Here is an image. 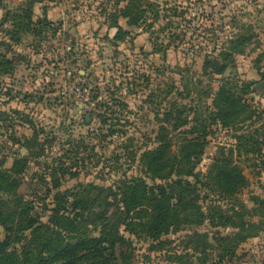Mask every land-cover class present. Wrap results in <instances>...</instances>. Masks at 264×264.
<instances>
[{"label":"rangeland","instance_id":"1","mask_svg":"<svg viewBox=\"0 0 264 264\" xmlns=\"http://www.w3.org/2000/svg\"><path fill=\"white\" fill-rule=\"evenodd\" d=\"M129 1L0 0V169L28 159L17 192L33 200L29 215L46 222L53 178L63 190L144 176L139 153L157 144L161 127L175 150L204 125L197 178L203 182L213 158L231 148L248 183L236 200L200 187L201 222L170 227L158 240L121 226L122 252L128 264H264V88L252 89L264 73V0H136L145 8L137 25L120 14ZM114 21L129 30L123 40L112 39ZM224 51L232 59L223 74L202 70L205 57ZM220 85L253 113L228 126L210 122ZM34 134L36 145L22 146ZM63 165L76 175L61 177ZM233 210L258 227L230 241L234 255L218 261L214 237L234 236L236 228L222 223Z\"/></svg>","mask_w":264,"mask_h":264},{"label":"trees","instance_id":"2","mask_svg":"<svg viewBox=\"0 0 264 264\" xmlns=\"http://www.w3.org/2000/svg\"><path fill=\"white\" fill-rule=\"evenodd\" d=\"M144 11L140 1L134 0L121 8L120 14L126 17L129 25H137ZM111 26L116 28L113 40H123L128 36L129 30L118 22L114 21ZM231 59V52L226 51L221 52V58L207 56L202 62V70L223 74L228 68L227 61ZM262 77L264 80V73ZM212 106L213 110L208 116L210 122L222 126L230 125L242 113L248 112L250 115L254 111L224 85H220L215 92ZM102 116L104 123L108 118ZM194 131L200 134L185 138L173 150L171 137L161 127L156 137L157 144L139 153L138 160L144 176H126L117 180L116 185L88 182L80 183L78 189L63 190H59L60 177L53 178V186L57 190L53 194L54 207L46 222L40 220L38 214L29 215L34 208L33 200L24 201L17 192L20 182L18 175L28 159L14 160L9 168L0 169V224L5 230L4 238L0 240V264H128L130 256L122 252L126 239L120 231L121 226L132 234H145L158 240L170 227L177 229L184 222H201L204 214L198 202L200 187L219 198L236 200V194L248 180L231 159L232 149L229 148L228 154L213 158L202 182L197 178L196 165L207 132L204 125L201 129L193 127L190 130L191 133ZM35 138L36 134L33 138H26L22 146H35ZM70 167L73 166H59V175L75 176L76 172ZM145 176L152 183H148ZM46 193H49V189ZM222 223L232 224L236 230L233 237H214L218 242L217 250H220L218 261L225 255H234L236 245H229L230 241H243L252 235L250 231L258 227L245 221L235 210L225 215ZM28 229L29 233H26ZM191 236L198 237L200 234L193 232ZM198 240L194 239V250L199 245ZM19 242L22 245L20 249L16 247ZM205 247L208 249V244ZM189 254L186 252L184 256ZM180 257L177 261L186 263L185 257Z\"/></svg>","mask_w":264,"mask_h":264},{"label":"water","instance_id":"3","mask_svg":"<svg viewBox=\"0 0 264 264\" xmlns=\"http://www.w3.org/2000/svg\"><path fill=\"white\" fill-rule=\"evenodd\" d=\"M252 88L255 89L257 92H260V89L264 88V80L255 82L252 85ZM88 117V116H87Z\"/></svg>","mask_w":264,"mask_h":264}]
</instances>
